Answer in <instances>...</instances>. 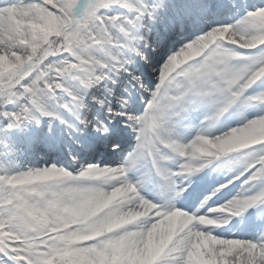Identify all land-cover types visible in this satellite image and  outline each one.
I'll return each mask as SVG.
<instances>
[{
  "label": "snow or ice",
  "instance_id": "6c2138e0",
  "mask_svg": "<svg viewBox=\"0 0 264 264\" xmlns=\"http://www.w3.org/2000/svg\"><path fill=\"white\" fill-rule=\"evenodd\" d=\"M0 264H264V0H0Z\"/></svg>",
  "mask_w": 264,
  "mask_h": 264
}]
</instances>
